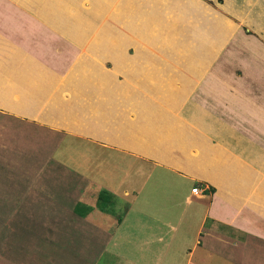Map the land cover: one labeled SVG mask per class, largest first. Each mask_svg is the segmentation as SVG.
Listing matches in <instances>:
<instances>
[{
    "label": "rangeland",
    "instance_id": "rangeland-1",
    "mask_svg": "<svg viewBox=\"0 0 264 264\" xmlns=\"http://www.w3.org/2000/svg\"><path fill=\"white\" fill-rule=\"evenodd\" d=\"M104 1L61 0L59 2L63 4L58 7L47 5L38 13V0H0V82L7 87L5 90H10L1 89L3 99L10 104L0 103V165H22L26 167L24 174L32 177L37 163L43 162L47 167L43 174L38 172L36 175L41 173L45 183L64 180V184L73 187L78 182L85 185L79 169L68 171L55 166V160L63 163L67 154L68 158H77V149L70 153L59 149L55 160L51 155L60 139L72 140H68L70 135L54 131L50 127L53 123L57 127H67L63 123L67 118L74 124L76 117L81 120L92 117L94 114L90 113L89 106L108 101L100 90L76 83L88 71H75L80 68L95 69L87 73L93 75L90 85L96 86L94 74L98 73L107 80L98 87L106 84L105 89L116 92L118 105L122 108L108 113V118H122L125 122L143 121L144 116L151 118V114L138 108V103L143 108L142 102L146 101V107L166 113H156L154 118L161 125L160 131L164 132L158 137L163 135L165 148L170 149L166 144L168 134L176 130L179 121L180 125L187 123L189 131L202 130L204 144L215 154L220 152L224 156L242 158L244 128L259 125L260 119L264 120V0H195L198 4L189 0H184V4L182 0H161L158 6L153 4L160 0H113L111 6ZM137 15L146 18L145 22L148 26L153 25V29L146 28L141 21L138 29L133 31V23L138 22ZM188 59L194 65L204 64L201 72L195 70L198 77L186 69ZM12 61L17 64L10 66ZM188 67L190 69L191 64ZM14 68L31 69L30 73L36 69L46 74L50 78L48 82L40 79L37 83L23 84L28 89L47 86V93L32 97L22 95L15 81L7 76L8 70ZM141 68L149 72V78L177 91L176 96L165 102L162 99L165 90L156 92L143 83L146 77L136 75V70ZM75 73L76 76H72ZM162 80H168V83ZM11 85L18 90L8 87ZM127 93L137 96L129 97L126 102L120 96L125 97ZM19 104L30 110L18 112L19 108L15 106ZM164 120L169 123L164 124ZM133 122L132 126L135 125ZM250 137L253 142L264 139V135L252 134ZM17 153H22L26 160L20 157L22 162H19ZM157 177L153 175L144 192L137 196L134 210L129 215L131 219L134 215L147 218L149 223L154 222L151 228L156 234L162 232V240H154L142 248L114 249L109 246L95 255V260L90 248L67 246L71 231L75 230V236L81 233L68 224L80 220L73 212L75 205L71 211L64 208L60 215L52 214V201L59 200L60 192H54L55 198L52 194L49 198L45 195V201L41 203L27 200L25 216L18 214L13 220L28 221V233L36 237L42 238L46 229L47 236L57 234L60 264H168L170 261L183 264L189 251L194 249L195 218L182 222L185 217L177 221L172 214L175 205L179 211L190 212L194 203L183 198L175 202L167 200L162 184L153 185ZM60 197L64 200L62 195ZM119 206L118 214L114 215L123 217L128 203L122 202ZM3 219L4 215L0 214V222ZM165 222H169L170 230L163 225ZM52 224H57L59 230L53 231ZM158 226L162 228L157 230ZM52 244L45 238L41 242L35 241V237L28 238L27 255H50ZM84 249H89V253H84ZM114 252L122 256L114 257ZM198 254L199 249L193 251V262Z\"/></svg>",
    "mask_w": 264,
    "mask_h": 264
},
{
    "label": "crops",
    "instance_id": "crops-1",
    "mask_svg": "<svg viewBox=\"0 0 264 264\" xmlns=\"http://www.w3.org/2000/svg\"><path fill=\"white\" fill-rule=\"evenodd\" d=\"M38 1V13L42 12L39 9L47 5L54 8L63 4L59 2L61 0ZM112 1L105 0L104 2L111 6ZM189 1L197 3L195 0ZM183 2L184 0L182 4ZM159 3L161 0L153 5ZM185 3L187 4L186 1ZM135 19L138 22L133 23V31L138 29L141 21L146 28L153 29V25L148 26L145 22L146 18L141 19L137 15ZM149 22L152 24L150 20ZM200 56L202 60L203 54ZM191 61L188 59L186 69L192 76L198 77L199 74L195 70L200 69L201 72L204 64L200 62L194 65ZM15 64L17 63L12 61L10 66H15ZM189 64H191L190 69ZM27 65L28 63L25 66L29 67ZM90 69H93V72L95 70L94 68H80L75 71L88 70L87 73H92ZM142 69L136 70V75L146 77L143 83L156 92L165 90L162 93V99L165 102L171 96H176L177 91L170 89L169 85L164 87L163 83L159 84L156 79L149 78V72ZM30 70L27 68L10 69L7 76L15 81L22 95L26 97H32L34 94L45 95L47 86L38 87L39 89L29 87L28 89L26 88L28 86L23 84L35 81L37 83L40 79L47 82L50 80L46 74L39 73L36 69L32 70L34 73H30ZM87 73L85 72L84 78H78L80 81L76 83L79 86L87 88L90 86L93 90H100L103 93L102 96L108 98L106 104L101 101L95 106H89L90 113L94 116L84 117L83 120L76 117L74 124L71 122L72 119L67 118L63 122L67 127H57L54 123L50 126L54 131L62 132L65 136L70 135L68 140L72 139L67 142L65 137L58 141L51 154L53 159L61 148L66 149L65 152L68 153L74 152L75 149L78 151L76 154L78 157L74 160L68 158V154L66 158L63 157V163L54 159L55 166L57 168L62 166L68 171L71 168L79 169L81 172L76 171L83 176L85 185L78 182L73 187L64 184V180H51L45 183L42 174L47 165L43 162L37 163L32 177L24 174L26 167H21L22 165L16 167L11 164L0 165V214L4 215V219L0 222V264H60V253L57 248L60 245L58 242L60 239L57 234L49 233L50 235L47 236L48 229L43 230L42 238L54 243L50 245L52 247L50 255L43 253L28 257L26 251L28 238L35 237V241L40 242L43 239L28 233V221L15 222L13 220V216L18 214L25 216L26 209L28 210L27 200L41 203L45 201V195L49 198V194H52V198H55L54 192H60L64 200L59 195V200L52 201L54 208L49 210L53 215H60L61 211L64 212V208L71 211L72 206L77 204L92 209L91 212L81 217L75 214L74 206L75 217L81 222L68 225L81 233L75 236V230L71 231L66 244L67 246L90 248L91 253H94L92 255L94 259L109 246L114 249L117 247L142 248L149 242L162 240L160 236L162 232L156 234V230L151 228L154 222L149 223V220L141 215H134L132 219L129 217L134 210L133 203L137 196L144 192L146 185L153 179V175L157 177L156 171L158 177L153 185L162 184L167 200L175 202L178 198H183L190 204L194 203V208L190 212L179 211L175 205V211L172 214L177 221L185 217L182 222L195 218L193 234L196 236L195 243L192 245L194 249L189 251V256L183 264H264V139L260 142H253L250 137L252 134L264 135V120L260 119L259 125L252 124L244 128L245 145L242 158L229 154L224 156L220 152L215 154L213 149L204 144L202 130L189 131L187 123L180 125L179 121L178 126L175 127L176 130L168 134L169 140L166 143L170 148L168 149L163 145L165 141L162 139L163 135L158 137L164 132L160 131L161 125L157 119H154L156 113L159 115L166 113H159L155 107H146L145 101L142 102L143 108L140 106L141 103H138V108L146 114H151V118L144 116L143 121L136 122H125L122 118H108V113L122 108L118 105L120 102L117 100L116 92L105 89L106 84L101 88L98 87L107 81L98 73L94 74L96 82H93L96 86L90 85L93 75ZM72 76H76V73ZM163 81L165 80L161 82ZM167 81L165 83H168ZM2 83L0 82V103L9 105L7 99L2 97L1 89L7 88ZM8 87L17 89L15 85ZM6 92L4 94H7ZM121 95L120 97L126 102H129V97L137 96L135 93L132 95L127 93L125 97ZM15 107L19 108L18 112L30 110L23 104ZM144 108H146L145 111ZM132 122L135 123L134 126ZM166 123L169 122L164 120V124ZM4 147L6 149V146ZM217 150L220 151L219 149L215 151ZM17 155H19V157L16 156L19 162H22L20 157L26 160L22 153H17ZM38 172L42 174L36 175ZM202 184L205 186L203 187ZM208 185L213 191L209 190ZM196 186L204 190L203 198H197L191 193L192 188ZM101 190L108 191L116 198V214L119 212L120 203H128V209L120 222L116 215L103 213L97 208V199ZM65 200H67V205H65ZM56 225L52 224L53 231L59 230V226ZM163 225L168 229L169 222ZM161 228L158 226L156 229ZM53 248L56 250L54 251ZM196 249H199V254L194 257L193 262L191 258ZM84 253H89V249H84ZM112 255L117 258L122 256L119 252H114ZM70 256L68 255L69 259H71ZM153 259L155 261V258ZM168 264L176 263L170 261Z\"/></svg>",
    "mask_w": 264,
    "mask_h": 264
},
{
    "label": "trees",
    "instance_id": "trees-1",
    "mask_svg": "<svg viewBox=\"0 0 264 264\" xmlns=\"http://www.w3.org/2000/svg\"><path fill=\"white\" fill-rule=\"evenodd\" d=\"M213 191V189H211ZM116 198L109 193L106 190H101L99 192L98 195V199H97V208L106 214H116L117 210L115 208V204H116ZM91 208L88 206H84L82 204H77L74 208V212L75 214H77L78 216H85L86 214H88L89 212H91ZM122 219V216H118L117 220L118 222H120Z\"/></svg>",
    "mask_w": 264,
    "mask_h": 264
},
{
    "label": "built area",
    "instance_id": "built-area-1",
    "mask_svg": "<svg viewBox=\"0 0 264 264\" xmlns=\"http://www.w3.org/2000/svg\"><path fill=\"white\" fill-rule=\"evenodd\" d=\"M191 193L197 198H203L204 197V190L197 187V186L192 188Z\"/></svg>",
    "mask_w": 264,
    "mask_h": 264
}]
</instances>
